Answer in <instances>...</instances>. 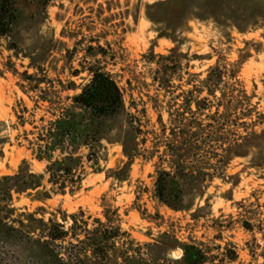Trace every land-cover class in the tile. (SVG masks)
<instances>
[{"label":"rangeland","instance_id":"1","mask_svg":"<svg viewBox=\"0 0 264 264\" xmlns=\"http://www.w3.org/2000/svg\"><path fill=\"white\" fill-rule=\"evenodd\" d=\"M155 1L159 0H51L45 9L33 6L32 10L22 2L27 6L26 19L13 36L0 38V176L15 173L26 162L40 177L42 186L37 195L35 191H30L31 195L13 193L10 201H1L0 215L15 226L37 233L50 218L69 226V216L80 210L83 218L89 217V224L95 218L104 221L105 203L118 214L114 224L139 244L154 242L166 231L180 242L211 250L219 258L225 245L234 249L237 260L227 264H264V168L254 165L261 160L264 164V134L252 140L257 147H250L246 156L230 160L224 173L233 178L215 176L210 182L206 180L203 194H185L182 210L174 211L156 202L151 192L154 172L157 166L168 168V163L166 157L162 160L158 156L163 152L162 134L152 100L159 97L165 102L168 96L164 98L151 83L155 64L148 62L152 53L168 54L173 47L178 48L180 67L176 76L180 79L173 80L175 94L190 88V74L201 79L218 60L235 65L238 80L264 121V0H186V13L192 19L185 26L176 24L173 7H146ZM147 12L160 14L163 21L153 22ZM10 42L15 49L8 48ZM32 65L44 70L65 103H69L65 96L78 92L88 80L87 68L95 65L111 73L123 92L126 111L113 122L111 132L117 138L121 128L120 141H102L98 160L85 165L79 190L52 192L46 181L45 162L31 154L29 140L33 139L32 131L36 132L33 126L51 118L48 103L36 100L27 82L9 68L31 74ZM73 70L79 72L78 76H70ZM59 80L64 86L73 80L78 87L64 90ZM171 107V111L190 117L179 104ZM191 109L195 110L194 105ZM160 111L167 134L168 115L166 109ZM198 117L203 120L204 114ZM251 120H256V115ZM253 129L260 133L264 123ZM237 132L245 134L243 127ZM122 142L128 149L137 143L144 157L128 162ZM151 152L152 157L145 159ZM45 191H49V197L36 198ZM156 213L160 216L156 221L146 217ZM63 216L67 217L65 221ZM242 220L260 225L262 231L245 230ZM176 249L169 251L168 257L179 258L182 251L176 254ZM156 251L143 248L141 255ZM219 258L205 264H221Z\"/></svg>","mask_w":264,"mask_h":264},{"label":"trees","instance_id":"2","mask_svg":"<svg viewBox=\"0 0 264 264\" xmlns=\"http://www.w3.org/2000/svg\"><path fill=\"white\" fill-rule=\"evenodd\" d=\"M23 1L32 10L33 6L45 9L51 0H0V38L13 36L26 19L27 6L22 5ZM185 1L159 0L146 7H173L177 15L176 24L185 26L192 19V15L186 13ZM146 16L153 22L163 21L160 14L153 16L147 12ZM12 43L8 45L9 49L16 48ZM177 51L175 46L168 54L152 53L148 60L155 64L151 83L164 98L168 96L165 102L159 97L151 98L161 125L160 146H163V152L158 156L162 160L166 157L168 163V168L156 167L151 192L156 202L174 211L183 209L186 193L203 194L206 180L210 182L215 176L223 180L233 178V175L224 173L230 160L246 156L250 147H257L252 140L264 134V129L260 133L253 129L255 125L264 123L263 115L256 110L251 102L252 96L238 80L235 65L218 60L207 68L203 78L190 74L191 78L187 80L190 88L175 94L173 80L179 77L176 75L180 67L176 59ZM32 68L34 72L31 74L9 68L14 75L27 82L29 91L36 94V100L48 103L47 111L51 118L40 126H33L36 132L32 131L34 136L29 140L31 154L36 160L45 162L46 181L52 192L65 194L66 191L79 190L85 177V165L98 160L102 141H120L118 135L121 128L116 133L117 138L111 136V132L113 122L126 111L123 92L111 73L95 65L87 68L88 80L78 92L65 96V100H69L65 103L58 90L50 85L52 81L44 70L35 65ZM78 74L77 70L70 72V76ZM59 81L64 90L78 87L73 80H69L66 86ZM21 86L24 87L23 84ZM174 103L189 112L190 117H185L180 111H171ZM191 105L195 110L191 109ZM160 108L166 109L168 115L167 134ZM202 113L203 120L198 117ZM253 115H256V120H251ZM248 119L251 121L247 122ZM40 120L44 121L43 118ZM238 127H243L244 135L237 132ZM248 127L251 130L247 131ZM122 145L128 162L144 157L137 143L129 149L125 143L122 142ZM151 157L152 152L145 159ZM254 165L264 168L262 160L261 164ZM41 186L40 177L23 162L15 173L0 176V202L10 201L13 193L31 195L30 191H35L37 195ZM47 197L49 191L36 198ZM102 205L104 221L95 218L89 224V217L83 218L80 210L69 216V226L50 218L37 233L15 226L0 215V264H205L219 258L211 250L180 242L166 231L154 242L139 244L127 231H122L119 224H114L119 219L116 210L110 204ZM136 209L144 215L139 208ZM146 217L156 221L155 217L160 216L156 213ZM66 219V216L62 217V221ZM241 227L250 232H254L255 228L262 231L260 225L255 226L249 220H242ZM167 237L171 240H163ZM143 248L157 251L143 257ZM176 248L182 251L181 256L176 259L168 257L169 251ZM216 248L220 250L221 247L217 245ZM219 254L221 264L237 260L236 251L226 245Z\"/></svg>","mask_w":264,"mask_h":264},{"label":"water","instance_id":"3","mask_svg":"<svg viewBox=\"0 0 264 264\" xmlns=\"http://www.w3.org/2000/svg\"><path fill=\"white\" fill-rule=\"evenodd\" d=\"M175 253H176V254H180V250H177V249H176V250H175Z\"/></svg>","mask_w":264,"mask_h":264}]
</instances>
